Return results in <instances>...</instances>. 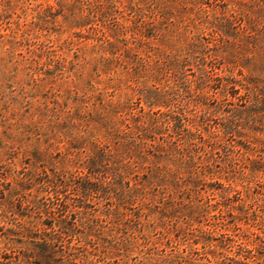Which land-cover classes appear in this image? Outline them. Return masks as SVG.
<instances>
[{"label":"rangeland","instance_id":"1","mask_svg":"<svg viewBox=\"0 0 264 264\" xmlns=\"http://www.w3.org/2000/svg\"><path fill=\"white\" fill-rule=\"evenodd\" d=\"M93 1L0 0V255L10 237L23 240L15 233L26 236L24 229L30 224H43L47 219L39 206L49 196L42 191L45 171L52 174L67 164L71 167L75 154L85 160L95 145L112 143L107 134L121 133L123 128L117 125L121 116L110 114L111 108H99L113 106L125 116L142 109L172 113L180 106L179 116L196 121L193 132L200 130L206 140L221 143L219 152L224 157L232 135L238 141L250 138L253 154L264 156V124L261 127L252 118L225 112L236 107L261 117V102L245 96L231 106L218 94L220 102L216 106V98L210 100L205 114L174 95L190 84L193 90L201 76H228L231 62L236 64L235 76L239 78L240 68L264 87V36L254 44L246 41L241 24L243 14L251 13L255 24L263 28L264 0H102L117 12L118 21L129 18L127 39L141 59L136 60L134 71L115 61L108 64L111 55L101 51L98 39L105 18L90 15ZM232 14L237 18L229 26L225 23ZM216 32L228 42L226 53L202 52L196 45L208 44L206 39L213 40ZM156 57L162 59V66L174 59L178 75H155ZM157 90L162 91L161 100ZM156 100L162 106L150 107ZM77 111L84 121L75 122ZM96 111L104 119L96 118ZM171 119L156 140L162 149L179 140L185 127ZM189 143L194 148L199 140ZM69 151L73 156L64 161ZM168 155L161 160L162 170L156 177L144 181L148 199L134 203L143 206L142 217L134 225L123 226V233L101 242L97 255H91L87 264H209V252L222 239L215 225L220 216L231 219V213L235 220L230 225L242 233L264 231V172H255L249 162L229 168L221 160L207 173L189 170L183 159ZM141 161L146 162L143 168L154 162L150 155ZM147 172L138 170V176L130 178L131 184H140ZM151 194L157 202L153 210L148 209ZM70 196L77 198L73 191ZM99 201L102 199L87 202ZM96 218L104 220L101 215ZM67 263L58 257L51 261Z\"/></svg>","mask_w":264,"mask_h":264},{"label":"trees","instance_id":"2","mask_svg":"<svg viewBox=\"0 0 264 264\" xmlns=\"http://www.w3.org/2000/svg\"><path fill=\"white\" fill-rule=\"evenodd\" d=\"M90 6V15L94 17L99 15L101 18H105L98 39L101 43V51L105 55H111V60L106 59L108 64L115 61L124 66L127 71L129 69L134 71L137 68L135 67L136 60L139 59L138 62H140L141 59L137 49L130 46L127 39L131 32V29L126 25L129 18L123 16L122 21H118L115 16L117 12L112 8L111 10L102 0H95L90 3ZM243 6H246L245 3ZM236 18L237 16L232 14L231 19L228 18L225 24L232 26ZM241 18L245 40L253 44L255 41H259L258 39L264 36V24L263 28L256 25L251 13L243 14ZM110 19L113 21L111 22ZM247 22L249 26L246 25ZM250 27L253 28L249 29ZM255 31L257 34L253 35ZM206 41L208 44L196 45L202 49V52H206V54L214 51L217 54L226 53L225 45L228 42L220 32H216L213 40L206 39ZM158 59L155 62L156 66H153L155 75L158 76L162 72L173 76L178 75V72L174 71L176 68L174 59L164 61L163 66L162 59ZM228 64L227 72L230 75L201 76L193 90L192 84H190L186 86L184 92L174 93L175 97L182 98L187 106L194 104L197 108L205 111V114L208 113V109L204 108L209 107L210 100L212 101L218 94L227 105L235 106L236 100L247 96L255 102H261V109H264V87L260 85L261 81L245 75L240 68L238 78L235 76L236 64L234 62ZM175 90L174 87L167 93L172 94ZM212 90L216 92L212 94ZM243 90L246 92L241 94ZM156 93L161 100L162 91L157 90ZM214 101L216 106L217 102H220L218 98ZM149 105L158 108L162 106V102L156 100L150 102ZM112 107L99 109L111 108L110 114L118 118L121 116L117 124L123 128L121 133L118 130L107 134L106 136L113 139L112 143L102 142L101 146L95 145L92 151L88 152L85 160H81V155L75 154L73 166L67 167V164L52 174L45 171L46 180L43 183L42 191L48 193L49 196L43 198L39 206L44 211L40 213L44 214L47 219L43 221V224H30L24 229L27 232L26 236L15 233L23 240L10 237L5 243L6 251L0 255V259L4 258L5 261L0 260V264H51V261L56 257L68 262L67 264H87L91 255H97L96 251L100 250L101 242H108L114 235L123 233V226L127 228L130 224L134 225L137 219L142 217L143 206L135 207L134 203L148 199L145 188L142 187L145 185L144 181L146 183L153 176L156 177L154 174L162 170L161 160L165 156H169V153L175 155L176 158L183 159L189 170L199 171L200 169L207 173V171L213 170L214 163L221 160L229 168L246 165L249 162L253 165L255 172H264V156L261 153L253 154L252 145L254 142L250 138L247 141H238L235 135L229 137L228 141L231 145L229 148L225 147L227 153L224 157L219 152V147L223 146L221 143L216 142L217 140L212 142L206 140L200 130L199 133L193 132L192 129H197L196 121L179 116L180 106L175 109L177 111L174 110L172 113L162 112L161 109L151 113L144 112L142 109L137 114L128 112L125 116L119 108ZM233 109L235 110L226 108L225 112L240 116L241 119L247 116L249 120L252 118L251 120H255V123H260V126L263 127L264 116H251L248 114V110L240 111L236 107ZM96 112V118L104 119L101 112ZM92 113L91 111L89 115ZM69 118L73 122L72 118ZM171 118L178 120L185 127L179 134V140L171 142L169 146L164 145L162 149V146L156 144V140L162 136V126L171 123ZM203 118L205 117L203 116ZM73 119L75 122L77 120L84 121L80 111L76 112ZM185 120L188 122L187 124L183 123ZM194 139L199 140V143L192 148L189 142ZM149 140L152 144L148 143ZM69 141L72 145L73 140ZM146 154L147 157H145ZM149 155L154 162L150 164L152 166L143 168L146 162L141 160L148 159ZM70 156H73L70 151L65 153L64 161ZM145 169L148 171L145 179L140 184L132 185L130 178L133 174L138 176V170ZM70 191L76 193L77 198L70 196ZM52 195L53 197H51ZM93 198H101L102 202L99 201L95 204L87 202ZM149 200L151 202L148 203L150 204L148 209L153 210L151 208L153 203H157L155 197L152 195ZM156 207L160 209L159 204ZM87 209H91L92 213H88ZM96 215L103 216L104 220L97 219ZM86 216H91V218L86 219ZM230 217L231 219L227 220L224 216H220V222L215 225L217 229L219 228L222 239L209 252L211 256V258H207L209 264H264V231L252 234L242 233L239 228L232 227L233 224L230 225L235 220V216L231 213ZM262 219L264 221V216ZM33 229L36 230V233H32ZM29 235H33V237H28ZM24 238L28 240L24 241ZM90 247L93 250H89Z\"/></svg>","mask_w":264,"mask_h":264}]
</instances>
